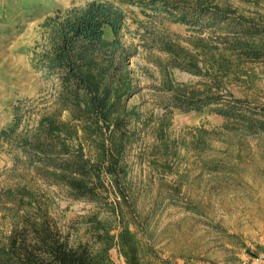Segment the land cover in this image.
Listing matches in <instances>:
<instances>
[{"label":"rangeland","instance_id":"374dc122","mask_svg":"<svg viewBox=\"0 0 264 264\" xmlns=\"http://www.w3.org/2000/svg\"><path fill=\"white\" fill-rule=\"evenodd\" d=\"M87 1L0 0V130L10 124L18 102L29 127L47 110L53 81L31 66L34 47L41 42L40 25L55 10ZM104 1L125 13L119 38L129 51L127 68L135 88L127 106L140 115L138 138L125 154L127 203L117 210L167 264H264V132L207 108L185 112L166 107L168 85L201 90L208 81L176 68L181 58L163 51L164 45L196 53L202 66L194 44L210 33L171 22L165 14L142 13L125 0ZM220 1L237 14L264 19V0ZM229 66L226 74L215 76L221 104L238 102L240 113L264 122V60ZM160 126L161 138L156 133ZM7 149L0 144V192L10 190L12 200H0V242L25 216L42 214L71 242L87 240L89 216L115 222L111 210L120 199L108 182L106 205L73 200L33 169L15 166ZM110 258L125 264L116 249Z\"/></svg>","mask_w":264,"mask_h":264},{"label":"trees","instance_id":"16d2710c","mask_svg":"<svg viewBox=\"0 0 264 264\" xmlns=\"http://www.w3.org/2000/svg\"><path fill=\"white\" fill-rule=\"evenodd\" d=\"M218 1L123 3L138 7L142 13L165 14L171 22L195 32L210 33L194 44L202 66L196 53L185 54L174 44L164 45L163 51L181 58L176 68L208 81L201 90L168 85L167 108L185 112L207 108L250 131L264 132V122L240 113L238 102L221 104L214 90L218 87L215 76L226 74L229 65L264 60V19L237 14ZM124 20V11L104 0L57 9L47 16L40 25L41 42L34 47L31 66L53 81L51 104L29 127L18 102L12 108L10 124L0 130V144L13 154L15 166L33 169L46 184L63 188L73 200L106 205L108 182L120 199L111 210L115 222L89 216L84 223L87 240L71 242L42 214L25 216L0 242V264H113L112 249L125 264H167L149 240L130 230L117 210L121 202L127 203L122 183L127 175L125 154L138 138L140 121L136 108L127 106L135 88L127 68L129 51L119 38ZM63 113L68 114L67 120L61 119ZM162 129H157L159 138ZM0 200L11 201L12 192H0Z\"/></svg>","mask_w":264,"mask_h":264}]
</instances>
